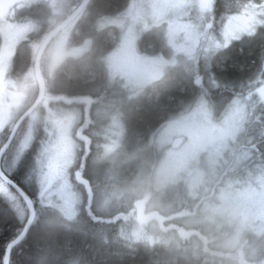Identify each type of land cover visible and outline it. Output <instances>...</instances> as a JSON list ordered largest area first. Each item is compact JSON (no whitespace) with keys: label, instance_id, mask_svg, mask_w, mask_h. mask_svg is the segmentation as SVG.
Instances as JSON below:
<instances>
[{"label":"clouds","instance_id":"1","mask_svg":"<svg viewBox=\"0 0 264 264\" xmlns=\"http://www.w3.org/2000/svg\"><path fill=\"white\" fill-rule=\"evenodd\" d=\"M213 3L131 0L117 18L116 40L135 51L139 36L152 33L161 49L154 58L156 67L194 78L201 90L199 99L176 122L177 131L187 137L186 157L170 182L188 184L194 174L199 176L197 192L204 202V218L215 227L218 254L224 257L219 264H257L254 258L242 259L239 249L246 246L253 254L264 253V88L257 95L254 84H225L212 68H223L226 52L234 42L258 39L260 74L264 76V0H233L231 11L219 20ZM241 16L247 23L231 27ZM35 23L39 31L44 22ZM64 23L49 21L44 39L32 43V65L4 78L0 94V190L16 209L20 198L27 197L10 177L20 172L26 160L22 182L35 183L41 194L50 193L53 180L55 186L67 185L68 170L80 148L75 137L86 141L81 132L87 119L81 126L80 110L60 103L71 105L72 99L57 94V89L68 87L60 80V71L71 52L65 48L61 55L56 46L64 35ZM201 66L207 73V85ZM224 92H231V97ZM63 144L72 149L68 160L59 155Z\"/></svg>","mask_w":264,"mask_h":264},{"label":"trees","instance_id":"2","mask_svg":"<svg viewBox=\"0 0 264 264\" xmlns=\"http://www.w3.org/2000/svg\"><path fill=\"white\" fill-rule=\"evenodd\" d=\"M82 1L73 0L69 7L63 9L57 20L64 21ZM130 2L131 0H91L84 12L64 30V33L81 26L80 22L86 17L88 23L81 27L83 30L79 37L87 35L84 31L94 29L92 24L94 20L95 25L98 22L94 32L98 40L115 37L111 33H118L117 29L100 27L99 20L108 18L109 21H116L119 14L128 8ZM208 2L209 0H206L205 4ZM232 2L233 0H214L213 11L217 20L231 11L229 5ZM47 30L48 27L38 34L31 35L29 40L18 44L16 65L22 68V72L27 71L33 63V48L30 42L42 41ZM149 39L143 40L148 43ZM76 43V40H71L67 46L74 48ZM100 48L98 45L99 50ZM260 48L261 41L258 39L250 43L236 42L227 50L223 68L214 66L212 72L225 84L239 86L241 81L247 82L248 85L254 84L253 91L259 95L258 91L264 86L260 83L264 80V76L260 74ZM87 68L77 67L72 59H67L61 67L60 80L68 87L57 89V94L69 97L88 94L87 92L92 91L87 84L88 79L85 80L88 75ZM203 72L204 69L201 66L200 73ZM94 74L98 76V79L102 78L100 71H95ZM204 76L207 85V73ZM97 80L93 81L97 83ZM163 88L159 101L151 102L140 109L136 107L130 109L129 123L134 135L146 136L159 122L162 129L165 126L163 124L167 122L163 119L168 114H170L169 121L180 118L186 110L196 104L201 92L200 88L194 85L193 77L182 76L179 73H173L167 78L166 83L161 86V89ZM215 95L219 98L220 90H217ZM223 95L230 98L232 93L224 92ZM60 103L64 106V103ZM27 163L28 160L23 166L26 167ZM23 174L24 169L21 168L20 172L10 178L33 198L37 213L27 236L12 251L10 264H219L224 258L218 254L220 250L216 247L215 227L205 219L202 220L204 215L199 212L201 203L189 197L185 185H179L182 187L178 190L180 198L178 205L168 208L152 205L150 197L157 194L156 190L146 187L137 194L135 198L145 202V213L159 216L164 220L166 228L160 229L159 236H152V241L151 238L134 241L131 236L133 228L137 222L142 221L132 218L130 212L127 213L125 220H120V223L98 222L96 224L89 219L86 209L80 210L74 218H70L56 205L42 203L37 196L38 185L33 183L34 188H32L23 183ZM172 185L174 184L169 183L166 186ZM12 191L15 192L14 189ZM130 208L131 205L128 211ZM120 211L119 208H114L108 218L113 219ZM27 218L28 209L23 198H20L19 209H16L0 190V264H4L6 248L21 234ZM170 218L175 220L169 221ZM173 224L187 231L191 239H183L177 231L173 230ZM147 228L154 229L150 226ZM239 254L244 259L254 258L257 264L264 260V253L256 251L253 254L252 250L246 246L239 249Z\"/></svg>","mask_w":264,"mask_h":264},{"label":"flooded vegetation","instance_id":"3","mask_svg":"<svg viewBox=\"0 0 264 264\" xmlns=\"http://www.w3.org/2000/svg\"><path fill=\"white\" fill-rule=\"evenodd\" d=\"M63 9L62 0H19L8 11L0 12L1 94L3 92L5 76L10 75L14 77L22 73V68H18L16 65L18 44L24 40H29L31 35L38 34L41 30L46 29L48 22L57 20ZM100 20V27L117 29L115 26L117 25L116 21H109L108 18H101ZM107 20L110 24L105 25ZM36 21L44 22L39 31L36 30ZM86 21L87 19L84 17L80 22V24L82 23L81 26L79 25L76 29H70V31L67 30L69 32L64 33L56 42V45L64 53L65 48L68 47L67 43L71 40L77 41L74 48L68 47L71 52L68 59H72L77 67H88V75L85 80L88 79L87 84L92 90L87 92L88 94L66 96L72 99L73 103L71 105L61 101L65 107H76L80 110L81 126L84 125L85 119L88 121L87 126L83 127L81 132V135L86 137V141L80 139V137H75L76 141L80 144V148L76 153L75 164L71 168L76 211L79 213L80 210L86 209L89 219L96 224L98 222L120 223V220H125L127 213L130 212L132 218L135 217L137 221L153 220L156 223L153 229L154 234L159 236L160 229L165 230L164 228H166L164 220L159 216L146 214L144 200L136 199L135 197L146 187L154 191L158 189L159 184L157 183L156 173L161 159L165 152L171 148V145L162 146L160 144L161 122L146 136L142 134L134 135L129 123L130 109L132 107L140 109L151 102L159 101L161 99V92L164 90V88L161 89V86L166 83L167 78L171 77L173 73H179L186 77L189 76L171 68L164 69L163 71L156 68L151 74L140 78H127L123 76L126 71L125 66L122 65L123 69L121 67L119 70H116L115 60L112 58V55L114 53L117 54L122 46L116 40L117 36L98 40L94 35L98 22L95 25L94 20L92 22L94 29L92 31H84L87 35L79 37V34L82 33V28L88 23ZM8 25L29 26V29L23 35L24 37L20 38L16 44H9V50L4 49L8 45V41L4 37L3 29ZM145 41L143 39L137 40L135 51L129 47V51L137 57L138 63H141L143 59L155 58L158 54L157 48L160 49L159 40L149 39L148 43ZM30 43L32 45L33 41ZM235 44L236 42L230 48ZM98 45L101 47V50L98 49ZM164 54L167 55V53ZM95 71L102 73L101 79H98V76L94 74ZM203 73L205 75V72ZM92 79H98L97 83ZM194 85L197 86L195 83ZM85 110L87 111L85 112ZM169 116L170 114L163 120L168 121ZM163 125H167L166 122ZM128 146L131 147L130 155H133L138 150L137 148L148 149L151 152L158 151L159 155L156 158L148 160L147 170L143 169V159L141 158L131 161L127 160L118 168L113 167L115 165L109 157L110 154L113 156V154L123 153V149ZM179 147L177 146L176 148ZM180 184L186 186L184 182ZM77 196L79 198L78 202L76 200ZM197 201L201 203L200 199H197ZM129 205H131L130 211H128ZM105 208L107 211H105ZM114 208H119L121 211L113 219H109L108 217ZM204 219L202 217V220ZM173 220L175 218H170L169 221ZM177 226L179 225H172L174 231H177L185 240L191 239L187 231L183 230L180 226L177 228Z\"/></svg>","mask_w":264,"mask_h":264},{"label":"rangeland","instance_id":"4","mask_svg":"<svg viewBox=\"0 0 264 264\" xmlns=\"http://www.w3.org/2000/svg\"><path fill=\"white\" fill-rule=\"evenodd\" d=\"M72 1L73 0H62L63 8L69 7L70 4H72ZM200 2L202 4H205V0H200ZM246 23H247L246 19L243 16H241L238 18L237 23L235 25H232L231 27H240L245 25ZM108 24L110 23H106V25ZM3 29H4V37L8 41V45H6L4 49L9 50V44L10 43L16 44L20 38L24 37L23 35L29 29V26L8 25L5 26ZM115 33L116 32L111 33V35L118 36V33L116 34ZM149 38L159 40L156 35L149 32H145L141 34L138 40L149 39ZM56 46L58 48L59 53L63 55L62 49H60L58 45ZM129 47L130 46L122 45L121 50L118 51L117 54L114 53L112 55V58H114L115 60L116 70H119L122 67V65H124L126 71L124 72L123 76H126L127 78H133V77L140 78L147 76L151 74L153 71H155L157 67L154 58L143 59L141 63H138L137 57H135L132 54V52L129 51ZM160 51L161 49L157 48V52L160 53ZM262 88H264V86ZM179 119L180 118H176L175 120H170V121L168 120L166 122L167 125H165L161 129L160 144L162 146L171 145V148L165 152L158 167V171L160 172V175L159 177H157V183L159 184L157 189V194L154 197L152 196L150 197L152 201V205L155 207L165 206L168 208V207L176 206L180 202L179 192H178L180 188L179 183H183V182L181 181L177 184L170 186L172 188L166 186L169 183H172L170 182V176L174 173L175 170L179 169L182 166L184 159L186 157V151L184 149V145L187 142V137L183 133L177 131L176 122ZM177 138L182 139L184 141L183 143L180 144L182 145L181 147H179L180 146L179 145L178 146L179 148L176 147L173 148L172 144L174 145L176 141L175 139ZM130 149L131 147L128 146L123 149V153L113 154V156H111L110 154L109 157L115 165L113 167L118 168L127 160L131 161L141 158L143 159L142 160L143 169L147 170L148 160L151 158H156L159 155L158 151L151 152L148 149H141V148H137L138 150H136V152H134L133 155H130L131 154ZM71 152H72L71 146L68 144H63L59 149V155L61 159L64 160H68L70 158ZM21 168L24 169L25 167L22 166ZM70 170L71 168L68 170V182L66 186H55V180H53L52 191L50 193L45 192L41 194V190L38 186L37 196L42 203L46 205H56L58 208L64 211L68 217L74 218L77 215V211H76L75 195L73 193L72 178L70 177ZM56 171L57 170L54 168L53 169L54 175ZM198 185H199V176L194 174L190 180V183L186 184V190L190 198H192L193 200H197V199L201 200V204L199 205V212L204 215L203 213L204 202L202 197L197 192ZM28 186L34 188L33 183L28 184ZM105 211H107L106 208ZM155 224L156 223H154L153 221L137 222L136 226L133 228L134 229L133 234L131 235L133 240L139 241V240H145L147 238L149 239L151 238L150 240L152 241L153 239L152 236H154V230L148 229L147 226H150V228H154Z\"/></svg>","mask_w":264,"mask_h":264},{"label":"water","instance_id":"5","mask_svg":"<svg viewBox=\"0 0 264 264\" xmlns=\"http://www.w3.org/2000/svg\"><path fill=\"white\" fill-rule=\"evenodd\" d=\"M17 1H19V0H3V1H1L0 2V11H8L10 7L14 6L17 3ZM90 1L91 0H83L81 2V4L74 10V12L67 19L64 20V22H66L63 25L64 29L80 15V13L85 9V7L88 5V3ZM44 46L47 47V42H45ZM180 143H181L180 139L176 140L174 143V147H177ZM10 179L13 180L12 178H10ZM19 188L24 192L25 196L27 197L26 200L23 197L22 198L25 201V204L28 208V218H27L26 224H25L21 234L15 240L10 242V244L7 246L6 251H5L4 264H10V258H11L12 251L14 250V248L17 245H19L25 239V237L27 236L28 232L30 231V229H31V227L35 221V218H36V207H35V204L33 202L32 197H30L21 186H19Z\"/></svg>","mask_w":264,"mask_h":264},{"label":"bare ground","instance_id":"6","mask_svg":"<svg viewBox=\"0 0 264 264\" xmlns=\"http://www.w3.org/2000/svg\"><path fill=\"white\" fill-rule=\"evenodd\" d=\"M159 208V207H158Z\"/></svg>","mask_w":264,"mask_h":264}]
</instances>
